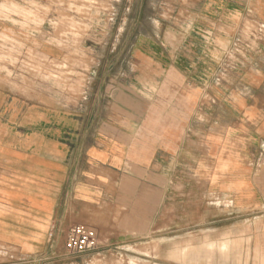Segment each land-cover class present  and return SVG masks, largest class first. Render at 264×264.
<instances>
[{"label":"crops","instance_id":"obj_1","mask_svg":"<svg viewBox=\"0 0 264 264\" xmlns=\"http://www.w3.org/2000/svg\"><path fill=\"white\" fill-rule=\"evenodd\" d=\"M239 6L216 11L229 41L248 15L264 23V0ZM231 15L238 21L232 32ZM0 23V40L11 35L16 44L21 38L35 45L29 32ZM259 45L221 86L213 81L222 56L216 46L205 45L202 54L192 46L167 62L137 61L143 91H152L142 82L148 78L156 98L169 81L170 96L185 93L192 102L179 109L183 123L164 124L162 104L158 111L147 107L126 79L86 116L70 99L38 91L30 72L18 75L22 62H12L11 74L0 71V263L64 246L68 229L82 223L97 233L98 249L168 231L187 244L172 256L174 264H264V251L252 249L253 227L264 222V39ZM179 110L171 113L181 118ZM200 131L207 151L196 172ZM197 196L205 201L195 202Z\"/></svg>","mask_w":264,"mask_h":264},{"label":"rangeland","instance_id":"obj_2","mask_svg":"<svg viewBox=\"0 0 264 264\" xmlns=\"http://www.w3.org/2000/svg\"><path fill=\"white\" fill-rule=\"evenodd\" d=\"M240 2L246 4L247 0H0L3 26H16L29 32V41L35 44L27 45L21 38L16 44L14 37L4 35L0 40V71L11 74L12 62H22L18 75L30 72L38 91L70 99L68 103L75 112H84L86 116L88 113L95 115L99 97H110V87H117V83L126 79V87L133 91L134 97L147 98V107L158 111L162 104L164 124L172 119L183 123L187 116L179 109L192 108V102L185 100V93H180L177 99L170 96L169 81L162 84L161 95L156 98V85L148 78L141 81L152 91H143L138 82L137 61L154 58L167 62L192 46L201 54L205 45L216 46L222 56L213 81L221 86L225 83L223 76L232 75L251 52L260 50L259 44L264 39V23H252L250 15L237 31L234 29L236 33L231 41L222 36L224 31L217 24L218 12L224 9L236 11ZM235 16L231 15L234 22L230 25L231 32L238 24ZM195 26L202 27L199 33L193 30ZM197 35L200 39H195ZM38 44L50 48L45 51L52 56L45 55ZM58 46L61 48L57 49ZM5 64L8 67H3ZM149 70L148 74L155 73L154 68ZM192 101L194 109L201 108L202 100L199 103L196 97ZM101 104L106 106L102 99ZM176 109L181 118L177 113H171ZM198 121H202L200 116L194 122ZM202 132L194 133L199 145V148L195 147L196 172L200 171L207 151ZM196 185L203 188L198 181ZM194 201L203 203L205 199L197 196ZM253 231L252 249L264 251V222H256ZM171 235L166 231L137 240L126 237L125 241H114L103 248L75 255L69 254L64 246H53L39 258L0 264H174L172 256L187 244L176 243V236Z\"/></svg>","mask_w":264,"mask_h":264},{"label":"built area","instance_id":"obj_3","mask_svg":"<svg viewBox=\"0 0 264 264\" xmlns=\"http://www.w3.org/2000/svg\"><path fill=\"white\" fill-rule=\"evenodd\" d=\"M98 236L94 229L82 223L72 225L65 236L64 247L69 254H81L98 248Z\"/></svg>","mask_w":264,"mask_h":264}]
</instances>
